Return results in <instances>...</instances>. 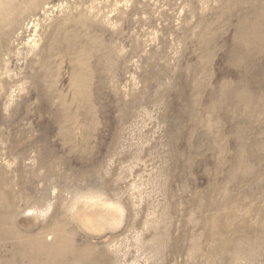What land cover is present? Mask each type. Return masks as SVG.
<instances>
[{"label": "rangeland", "instance_id": "374dc122", "mask_svg": "<svg viewBox=\"0 0 264 264\" xmlns=\"http://www.w3.org/2000/svg\"><path fill=\"white\" fill-rule=\"evenodd\" d=\"M13 1L0 264H264V0Z\"/></svg>", "mask_w": 264, "mask_h": 264}, {"label": "bare ground", "instance_id": "6f19581e", "mask_svg": "<svg viewBox=\"0 0 264 264\" xmlns=\"http://www.w3.org/2000/svg\"><path fill=\"white\" fill-rule=\"evenodd\" d=\"M13 3H14L13 0H7V1L6 0L5 1L0 0L1 20L4 22L5 26H7V27L8 26L10 27L12 22H14L13 19L10 17L12 14L10 11L11 10L10 6ZM29 3H31L32 6H34V10H37L39 8L38 11H40V12H38V13H42V15H45V16H50L49 14H47V12L49 11V9L52 6H49V4H47L46 2L43 1V4L39 5L37 0H25V1H23L21 8L27 9ZM62 6H63V3L58 4V7H62ZM48 13H50V12H48ZM40 16L35 17L32 15V17L30 16L26 21L18 22L17 25L15 26V28H13L11 30L10 39L11 40L14 39V41H17V43L14 44V41L12 40L13 44L11 46V48L14 49L15 55L20 56L22 53L27 52L26 53V56H27L30 53L36 52V49L39 47V40H40V36L38 34V31L41 28ZM3 22H1V23H3ZM25 36H26V39H25ZM10 53H11L10 49H9V52H5V53L2 52L1 53V56H3V58H4L3 64L5 66L4 69H5L7 74H9V71H10L9 66H8V63H9L10 57H11V56L9 57ZM14 58H16V57H14ZM17 58H19V57H17ZM12 72H13V70H12ZM8 76H10V74ZM102 207L105 208L104 206H102ZM113 208L117 209L118 207L113 205L112 210H111V214L113 213L112 212ZM104 211L109 213L108 208H105ZM116 212H118V210ZM100 219L104 220V217L102 216V218H100ZM100 219H98V220H100ZM110 223L116 225L118 223V221H114L111 219ZM90 225H91V227L93 225V228H96V221L92 219V221L90 222Z\"/></svg>", "mask_w": 264, "mask_h": 264}]
</instances>
